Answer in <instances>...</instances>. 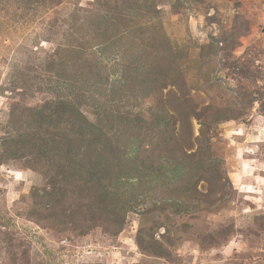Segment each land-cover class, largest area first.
<instances>
[{
    "label": "trees",
    "instance_id": "16d2710c",
    "mask_svg": "<svg viewBox=\"0 0 264 264\" xmlns=\"http://www.w3.org/2000/svg\"><path fill=\"white\" fill-rule=\"evenodd\" d=\"M166 2L97 0L76 12L64 28L66 43H58L44 75L36 77L51 98L12 108L0 165L24 159L42 176L26 215L38 227L66 240L97 229L117 236L133 213L169 219L225 202L229 178L212 135L221 124L244 119L256 103L264 115V76L237 59V90L220 91L213 71L204 87L189 86L190 59L161 22ZM235 48L229 38L211 37L199 61L215 64L221 51ZM200 93L211 101L196 104ZM218 95L224 104H216ZM150 98L155 104L145 107ZM202 182L207 192L199 189ZM8 228L2 218L0 254L9 264H53L48 257L35 263ZM154 228L149 240L141 228L136 243L166 259Z\"/></svg>",
    "mask_w": 264,
    "mask_h": 264
},
{
    "label": "rangeland",
    "instance_id": "374dc122",
    "mask_svg": "<svg viewBox=\"0 0 264 264\" xmlns=\"http://www.w3.org/2000/svg\"><path fill=\"white\" fill-rule=\"evenodd\" d=\"M96 1L0 0V140L11 129L14 106H33L51 98L40 84L36 86V77L44 75L58 43H66L62 35L72 15ZM166 1L161 22L169 40L190 59L185 70L189 86L204 87L205 74L213 71V77H220L214 82L220 91L237 90L238 60L264 76V0ZM220 36L235 43V50L221 51L215 64L203 66L202 47ZM200 94L196 104L211 101ZM225 101L224 96L215 97L216 104ZM154 104L150 98L144 106ZM84 112L92 118L87 107ZM198 128L194 122L196 133ZM212 145L229 182H224L225 202L211 210L169 219L133 213L117 236L97 229L66 240L26 219L30 193L44 180L24 165V159H12L0 165V220L9 222L7 231L24 241L23 249L32 251L35 263L48 257L53 264H264V115L259 104L244 119L221 124ZM199 189L207 192L208 185L202 182ZM141 228L148 240L149 229L154 228L166 259L140 250L136 239ZM0 264H9L2 254Z\"/></svg>",
    "mask_w": 264,
    "mask_h": 264
},
{
    "label": "built area",
    "instance_id": "2783aa9c",
    "mask_svg": "<svg viewBox=\"0 0 264 264\" xmlns=\"http://www.w3.org/2000/svg\"><path fill=\"white\" fill-rule=\"evenodd\" d=\"M262 14H263V16H264V5H263V9H262Z\"/></svg>",
    "mask_w": 264,
    "mask_h": 264
}]
</instances>
